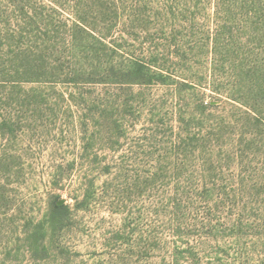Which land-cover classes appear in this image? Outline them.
<instances>
[{"label": "rangeland", "instance_id": "1", "mask_svg": "<svg viewBox=\"0 0 264 264\" xmlns=\"http://www.w3.org/2000/svg\"><path fill=\"white\" fill-rule=\"evenodd\" d=\"M0 264H264V0H0Z\"/></svg>", "mask_w": 264, "mask_h": 264}, {"label": "trees", "instance_id": "2", "mask_svg": "<svg viewBox=\"0 0 264 264\" xmlns=\"http://www.w3.org/2000/svg\"><path fill=\"white\" fill-rule=\"evenodd\" d=\"M18 77L21 79V76H13ZM97 82H107L103 79L98 80ZM69 211V206L66 204L60 197H58V200L55 202V204L52 205V214H61V213H67Z\"/></svg>", "mask_w": 264, "mask_h": 264}]
</instances>
